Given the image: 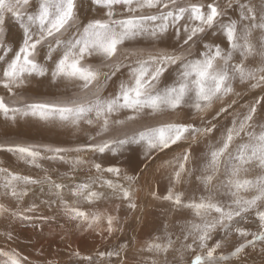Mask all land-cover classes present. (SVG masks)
<instances>
[{
  "label": "snow or ice",
  "instance_id": "obj_1",
  "mask_svg": "<svg viewBox=\"0 0 264 264\" xmlns=\"http://www.w3.org/2000/svg\"><path fill=\"white\" fill-rule=\"evenodd\" d=\"M89 4L103 15L82 20L83 0H0V35L9 17L21 33L16 49L0 39L4 53L0 55L4 61L0 87L19 97V101L9 103L0 95V116L12 124L33 119L76 130L84 125L95 129L87 142L73 147L0 142V150L44 172L34 177L0 167L3 195L19 205L29 195L30 186H39L41 192L46 186L50 197L42 203L58 204L78 228L111 236L120 231L119 217L106 210H87L81 202L95 205L114 197L135 209L132 185L138 176L122 172L117 165L105 167L83 154L116 156L136 146L142 149L146 170L154 153L187 143L188 148L165 161L172 167L167 193H151L154 199L169 202L175 211L191 215L178 233L165 224L162 235L153 236L137 250L148 254L141 259L135 258L136 253L129 259L131 240L111 250L97 251L95 262L91 254L82 255L79 250L72 255L78 264H99L105 257L109 261L116 257L117 264H248L249 250L259 249L264 264V115L258 113V106L264 109V95L254 99L246 111L235 113L230 126L208 144L199 160L191 149L199 138L217 128L213 121L205 124V114L221 104L213 117L216 120L237 103L236 99L226 101L241 95L236 90L238 83L264 92V0L255 4L252 0H227L223 6L218 0L206 4L200 0H89ZM229 11L235 12L236 18ZM209 32L221 35L227 47L206 42ZM168 38L171 45L157 46ZM145 40L153 47L136 46ZM197 45H202V50ZM8 54L12 55L6 59ZM125 66L127 77L116 84L113 93L103 95L108 82ZM104 68L109 71H102ZM34 78H50L53 85L64 83L78 91L28 102L22 92ZM185 111L193 118H169ZM41 161L70 164L73 170L89 166L96 176L67 185L54 180ZM190 162L196 166L190 168ZM197 171L200 174L195 179L207 194L186 199L175 185ZM106 173L114 179L106 178ZM97 186L109 191L97 190ZM65 189L74 198L71 202L65 198ZM221 195L228 199H220ZM37 208L35 202L23 210L0 203V216L8 213L39 225L56 219L28 215ZM250 216L257 221L256 230L241 226L250 223ZM218 230L223 235L214 239ZM7 238L13 239L11 233ZM27 259L16 250L0 248V264H25Z\"/></svg>",
  "mask_w": 264,
  "mask_h": 264
},
{
  "label": "rangeland",
  "instance_id": "obj_2",
  "mask_svg": "<svg viewBox=\"0 0 264 264\" xmlns=\"http://www.w3.org/2000/svg\"><path fill=\"white\" fill-rule=\"evenodd\" d=\"M83 2H84L83 3L84 10L82 8V14H83L82 20L84 19V17L93 18V17H98V16L103 15L102 10L93 9L90 6L89 0H83ZM192 2H197V0H192ZM200 2L206 4V3H210L211 0H200ZM218 2L221 4V6H223L227 2V0H218ZM117 11H122V9H117ZM232 14L233 12L231 13V11H229V15H232ZM84 22H86V20ZM15 23L16 22L12 20L10 17L6 19L4 33L3 35H0V39L4 40L5 44L7 46L12 47L13 49L18 48V41H19L18 39L20 38L14 39L11 43H9L7 41V36H8L9 29H10L9 28L10 25L11 24L15 25ZM211 34L212 33L209 32L206 35L205 39ZM149 44L143 45L140 42L136 46L140 48L150 49L153 47V43H151L150 45ZM126 46L130 47V45H127V44L125 45V47ZM201 46L202 45H197L198 48H200ZM0 55H4V53L0 51ZM11 55L12 54H8L6 59L8 57L10 58ZM119 58L123 59V53L121 54ZM41 60H42L41 62H43L42 57H41ZM129 62L130 60L125 61L124 63L125 65H127V63ZM3 63L4 61H0V65H3ZM102 71H109V69L104 68L102 69ZM127 71H128L127 66L121 68L120 71L116 74V76L112 77V79L108 82V86L104 90L103 95H106L107 92L110 91V89L115 90V85L121 79H125L127 77ZM38 80L42 82H39ZM44 81H46V83H44ZM31 82H32L31 83L32 85H34L35 83V86H34L35 88H33L35 89V91L32 92V91H28L27 89V90H23L22 92L24 100L28 102H31L34 100L52 99L55 96L60 95V94L70 95L71 93L78 91L76 88L72 86H69V89H64V91L61 89L59 90V87L57 89V86L60 83L52 86L53 84L50 82V78L49 79L48 78H39V79L37 78V80L36 78H34L31 80ZM31 84H30V87H32ZM0 88H1L0 95L4 96L6 102L10 103L13 99H16L19 101V97H12L10 94L7 93L5 89H3L2 87ZM45 89L47 92L45 91ZM256 93L257 94L253 95L250 99L247 98L248 100L246 99V100L240 101L237 104H242L240 106H247L251 104L254 101V99L260 97V95H258L260 92L256 91ZM236 100H237V97H236ZM235 110L236 109H233L231 113L228 112L227 114H224L223 116L221 114L220 117H218L216 120H213V117L215 116L216 112L219 111L217 110L211 115L204 117L205 124L207 121H213V123H216V125L218 126V124L222 121V119L224 120L227 117H229ZM258 113L264 115L259 106H258ZM195 120H196L197 125L200 126L201 125L200 117L198 116L195 117ZM23 121H25V123L31 121V128H32L31 130H34V131L26 132V131H23L24 128L18 127L15 125H12L13 129H11L10 132L3 131L4 129L0 128V142L18 141V142L44 143V144H51L55 146L73 147L77 144H81L82 142L85 143L88 141V134L86 133L83 134L82 131L75 130L74 128H73V131L69 133L66 131V129H70V127L69 128L65 127L64 129L63 127L58 126V125L57 126L50 125L53 128L49 127V130H48L47 129L48 128L47 126H49L48 124H46L47 126H45L42 122H39L37 120L29 119L27 121L26 120H23ZM145 122L150 123V121H145ZM153 122L154 121H152V123ZM261 122H264V121H261ZM0 123H2L1 120H0ZM43 128H45V130ZM36 130L39 131L40 134L36 133L35 132ZM75 131L76 133H74ZM207 137L199 138L198 143L202 142ZM195 144L191 145V149H193L192 147ZM188 147H189V144H187V146L182 144V146H179V147L176 146V148L172 147V149L184 151V149ZM134 148L136 147L133 146V149H130V150H136L139 147H137L136 149ZM156 154H159V153H154L153 155L155 156ZM68 155L73 156L75 155V153H69ZM83 155L85 156L86 159H88L93 154L85 153ZM13 156L14 155H12L11 153H7L3 150H0V167L8 168L11 171L18 172L23 175H32L34 177H40L44 175V172L41 169L29 167L23 164L22 162H19L16 159V157L15 156L13 157ZM170 159H166V158L160 159L157 168L152 169L154 171V174H158V171H159L158 168H160L161 171L165 170L166 169L165 161H168ZM41 163L44 165V168L48 170V173L52 176L54 180H57L58 182H63L67 185L80 183L82 181L87 180L90 176L92 177L96 176L95 171L90 170L88 166H84L79 169L73 170L70 164L50 162V161H41ZM190 165H191V162L189 164V167ZM150 171L151 170H149V172ZM64 174H67V175H64ZM128 174L137 175L136 172L128 173ZM252 174L254 175L255 172H253ZM105 176H107L106 178L108 179H114V177H112L110 174L106 173ZM193 178L195 179L194 176ZM220 178L223 179V176L221 175ZM191 179L192 177L185 176L183 184H182L183 185L182 191L185 194V198L186 199L192 198V197L199 198L200 195H206L207 193L204 187L196 179L195 180H191ZM120 182L122 183V181ZM0 184H2V179H0ZM168 185H170V182ZM176 186L177 185H175V190H177ZM30 187H31V191L29 192V195L26 196L24 200L20 202L19 205H17V203L14 200H12L10 197L4 196L3 195L4 189L0 187V203L5 204L9 208L15 209V210H23L24 208L29 207L33 202H35L38 205L37 210L33 213H28V215L38 216V215L44 214V215L56 217V219L52 221L50 224L39 225L38 222L36 223L25 222V221H21L19 219L13 218L8 213L0 216V248L5 249V250H16L19 253H21L23 256H26L28 259L27 261H25V264H46L47 261H53L54 264H78V258L72 255L74 250H79L82 255L91 254L95 262L96 261L95 253L97 251L111 250L112 248L117 247L118 245L127 243L129 240L133 242L132 251L128 253L129 259L130 260L132 259L133 253H136V256H135L136 259H141L142 256H147L148 254L147 253L140 254L137 250L141 247V245H143L146 241L151 239L153 236L162 235L164 232L165 224L169 226L170 231H175L178 233L180 225L183 224L184 220L192 219L191 215L187 212H174V210L172 209L173 208L172 205L169 204V202L162 200L158 206L150 209V211L154 212V214H152L149 220H144L143 224L140 221V224H142V226L152 224L154 227V228H151L149 231H147L146 233L147 237L140 238V236L138 235L139 231L134 232V233L132 232V229H133L132 227L135 226V221L133 219L132 214L134 215L135 210L133 209H131L130 211L127 210L129 209L127 206V202L122 201L118 203L117 206H119V210H117L114 206L112 207L110 205L111 202L117 201V199H115L114 197L111 199L99 201L95 205H87L81 202L80 206L87 210H100V211L106 210L108 212H111L113 215H116L119 217L117 227L120 229V231L113 233L111 236H109L108 234L106 236L103 235L104 237L100 238L101 235L99 231L94 232V231L85 230L84 228H78L77 222L68 220V218L63 215L62 210L58 204H52L49 206L47 204L42 203L43 201H47L50 197V193L48 192L46 186L43 192L40 191L39 186H30ZM97 190L105 191V192L109 191L105 189H100L98 188V186H97ZM224 197L225 196L221 195L219 198L221 199ZM65 198L68 199L70 202L74 199L68 194L67 189H65ZM168 217H170L171 220H168ZM137 219H138V216H137ZM249 220H250L249 224L241 225V226H245L252 230H256L257 221L254 219L253 216H250ZM8 233H11L13 239L9 240L7 238ZM222 235H223L222 232L218 230L217 233L215 234L214 239H220ZM233 238L234 237H232V239ZM253 255H254V252H253ZM253 255L249 254L248 264H252V262H254V264H261V262L256 263V258H252ZM257 255L261 257L260 252H258ZM107 259L108 261L106 262L103 258V260L99 261V264H104V263L105 264H109V263L117 264L116 257H112L111 261H109V258ZM172 259H173L172 254H169V260L171 261Z\"/></svg>",
  "mask_w": 264,
  "mask_h": 264
},
{
  "label": "bare ground",
  "instance_id": "obj_3",
  "mask_svg": "<svg viewBox=\"0 0 264 264\" xmlns=\"http://www.w3.org/2000/svg\"><path fill=\"white\" fill-rule=\"evenodd\" d=\"M257 0H252V3H256ZM84 3V2H83ZM84 6V5H83ZM84 10V8H83ZM92 12V11H91ZM84 13V12H83ZM232 13V11H231ZM83 15V14H82ZM91 15V14H90ZM233 16V18H236V13L233 12V14L231 15ZM9 32H8V36H7V41L9 43H11L14 39H18L20 38V29L18 28V26L16 25H10L9 27ZM19 40V39H18ZM206 42H215V43H220L222 47H227L226 45V42H224V38L217 34L216 36H213L212 34L209 35L206 39H205ZM150 42L149 41H141V44L143 45H147L149 44ZM151 44V43H150ZM149 44V45H150ZM172 44V41L170 40V38H168L165 42L163 43H159L158 44V47H163V46H169ZM128 47V46H126ZM148 48V47H147ZM15 49V48H14ZM200 50H202V46L200 47ZM9 58V57H8ZM42 61V60H41ZM258 59L256 61V63H258ZM122 75V74H121ZM39 79V78H38ZM49 79V78H48ZM37 80V78H36ZM39 81V80H38ZM34 82V81H33ZM39 82H42V81H39ZM32 83V82H31ZM44 83H46V81H44ZM38 84V83H37ZM43 84V83H42ZM50 85V84H49ZM32 87H29L27 88L28 91H35V83L34 85L31 84ZM37 86V85H36ZM43 86V85H41ZM54 86V85H52ZM51 86V87H52ZM60 86V87H59ZM116 86V85H115ZM50 87V88H51ZM56 87V86H55ZM59 87V90L60 88H65V84L64 83H60L58 86H57V89ZM37 88V87H36ZM41 88V87H40ZM53 88V87H52ZM26 89V90H27ZM44 89V88H43ZM1 90V88H0ZM236 90L237 92H240L241 95V99L240 97L238 98L237 97V103H239L240 101H243V100H246L247 98L250 99L253 95L257 94L256 91H259L260 93L258 95L262 96L264 95V92H261V89L257 88L256 90L254 89H249L246 85H240L239 83L236 85ZM46 91V89H45ZM47 92V91H46ZM49 92V91H48ZM114 90H111L107 92L106 95H109L111 93H113ZM39 93V91H38ZM53 94V93H52ZM232 99H236L235 96L233 97H229L226 101V103H230ZM247 99V100H248ZM235 104L232 106V108L229 110V112L231 113L233 109H236L229 117H227L226 119H222V121L218 124L216 130H214L213 133H211L206 139H204L202 142L200 143H197L195 145H193V149H192V153H193V157L196 158L197 160H199V158H201L204 153L207 151V146L208 144L210 143H214L216 139L219 138L220 136V133L228 126H230L231 124V120L233 118V115L235 113H240V112H244L246 111V108L247 106H240L242 104ZM222 105L221 104H216L214 107H213V110H210L208 113L205 114L204 117H207L208 115H211L212 113H214L215 111L219 110V108L221 107ZM263 114H264V109H261ZM224 114H222L223 116ZM199 117V116H198ZM170 119L172 118H178V119H191L192 118V115L191 113L185 111L183 113H180L178 114L177 116H172V117H169ZM224 118V117H223ZM0 120L2 121V123H0V128L4 129L3 131H6V132H10L11 129H13V126L12 125H15V126H18V127H22L24 128L23 131H26V132H31V131H34V130H31V121L29 122H26L23 121V120H18L16 124H12L10 121H6L4 120V118L2 116H0ZM29 120V119H28ZM27 121V120H26ZM150 123H152V121H150ZM44 124V123H43ZM45 126H47L46 124H44ZM49 125V124H48ZM57 126V125H56ZM48 130H49V127L53 128L52 126H47ZM65 129V127H63ZM62 128V129H63ZM69 128V127H68ZM45 130V128H43ZM76 130V129H75ZM54 131V130H53ZM67 132L71 133L73 131V128L70 127V129H66ZM79 131H82L83 134H94V131L95 129H90L88 128V126L84 125L82 126V129L79 130ZM36 133L40 134L39 131H35ZM44 132V131H43ZM56 132V131H55ZM76 133V131L74 132ZM63 137V136H62ZM72 137V136H71ZM77 137V136H75ZM86 137V136H84ZM64 138V137H63ZM58 139V138H57ZM65 139V138H64ZM72 139V138H71ZM75 139V138H74ZM64 141V140H63ZM80 141V140H79ZM83 143V142H82ZM187 146V143L184 144ZM182 146V145H180ZM136 147V146H135ZM174 148H176V146H173ZM137 148V147H136ZM134 148V149H136ZM182 152V150H174V149H171V150H165V152L163 153H159V154H156L154 156V159L152 161L149 162V166L146 170H143V166H144V158H143V153H142V149L141 148H138L136 150H128L126 151L125 153L123 154H119V155H116V156H113L111 153H106V154H93L91 155L88 160L90 161H95V162H98V163H102L105 167L109 166V165H117V166H120L122 171L123 172H127V173H134L136 172L137 173V176H138V180H137V183H135L134 185H132V188H133V191H134V198H135V202L137 204V208L133 209L135 210L134 212V215L132 214L133 216V219L135 221V226H133L132 228V232H137L139 231L138 235L140 236V238H144V237H147L146 236V233L147 231H149L151 228H154L153 225L151 224H148V225H145V226H142L143 224V221L144 220H149L150 217L152 216V214H154V212H151L150 209L153 208V207H156L160 204V202L162 200H159V199H154L151 195L152 192H157L160 196H163L166 194L168 188L170 185L169 182H170V177H171V173H172V167L170 166H166V169L161 171L160 168H158V174H154V171L152 170L153 168H157L158 164H159V160L162 159V158H166V159H173V157L177 156L178 154H180ZM14 157V156H13ZM170 159V160H171ZM196 165H194L193 163H191L190 165V168L191 167H195ZM202 166V164H201ZM89 167V166H88ZM143 170V171H142ZM149 170H151L149 172ZM200 172L197 171L195 174H193L191 177L192 179L191 180H195L193 178V176L195 177L196 175H199ZM107 177V176H106ZM221 179V178H220ZM122 183H125V181H123L121 179ZM183 182L181 184H177V190L176 191H182L183 189ZM99 188V187H98ZM107 190V189H105ZM222 200H227L228 198L224 197V198H221ZM122 202L121 200H118L116 202H111L110 205L113 207H115L117 209V204ZM170 204V203H169ZM161 207V206H160ZM164 207V206H162ZM169 207V205H168ZM173 209V208H172ZM119 210V209H118ZM127 210H131V209H127ZM149 210V211H148ZM174 210V209H173ZM124 211V210H123ZM133 212V211H132ZM131 212V213H132ZM174 212H178V211H175ZM137 216H138V219H137ZM168 220H171L170 217H168ZM140 221L142 224H140ZM140 224V225H139ZM95 232V231H94ZM63 234V233H62ZM98 235V234H97ZM107 233L105 232L104 233V236H106ZM104 236H101L100 238H103ZM95 237V236H94ZM97 237V236H96ZM233 240L236 239L235 236H233ZM99 238V237H98ZM259 252V249H257L255 252H254V255H253V251L252 250H249V254H252L253 257L252 258H256V263L257 262H261L260 259H262L260 256H258ZM225 254H227L225 252ZM58 257V256H57ZM103 260V259H102ZM104 260L107 262L108 259L107 257L104 258ZM104 261V262H105ZM105 264V263H104ZM110 264V263H109Z\"/></svg>",
  "mask_w": 264,
  "mask_h": 264
},
{
  "label": "crops",
  "instance_id": "obj_4",
  "mask_svg": "<svg viewBox=\"0 0 264 264\" xmlns=\"http://www.w3.org/2000/svg\"><path fill=\"white\" fill-rule=\"evenodd\" d=\"M60 87V86H59ZM61 90L64 91V89H69V86L65 87V88H60ZM72 89V88H71Z\"/></svg>",
  "mask_w": 264,
  "mask_h": 264
}]
</instances>
